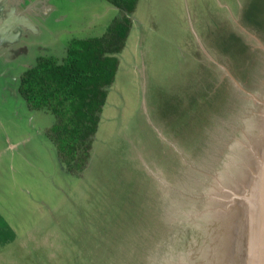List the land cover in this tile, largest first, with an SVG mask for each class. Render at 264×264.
Instances as JSON below:
<instances>
[{
	"label": "rangeland",
	"instance_id": "obj_1",
	"mask_svg": "<svg viewBox=\"0 0 264 264\" xmlns=\"http://www.w3.org/2000/svg\"><path fill=\"white\" fill-rule=\"evenodd\" d=\"M125 15L107 0H0V227L15 233L0 264H202L246 209L233 178L264 107V0H139L89 160L66 172L57 117L27 105L20 78Z\"/></svg>",
	"mask_w": 264,
	"mask_h": 264
},
{
	"label": "trees",
	"instance_id": "obj_2",
	"mask_svg": "<svg viewBox=\"0 0 264 264\" xmlns=\"http://www.w3.org/2000/svg\"><path fill=\"white\" fill-rule=\"evenodd\" d=\"M131 15L139 0H107ZM125 15L100 38L73 40L64 59L40 57L21 76L18 93L33 110L49 111L57 123L49 135L69 174L84 171L90 157L93 136L114 83L118 54L123 50L132 26ZM15 239L13 230L0 227V248Z\"/></svg>",
	"mask_w": 264,
	"mask_h": 264
},
{
	"label": "bare ground",
	"instance_id": "obj_3",
	"mask_svg": "<svg viewBox=\"0 0 264 264\" xmlns=\"http://www.w3.org/2000/svg\"><path fill=\"white\" fill-rule=\"evenodd\" d=\"M258 115L259 117L254 119L257 121L255 126H252L253 123L249 124L252 126V134L248 141L250 144L244 145L239 171L240 178L235 175L233 181L232 173L235 170L230 171V181L234 182L237 193H245L249 196L246 209L241 211L240 219L236 215H227L222 219V229L219 232L211 233V237L214 236L208 239L204 247V253H208L200 260L202 264L206 262L207 258L219 264H264V107ZM255 150H259V152ZM237 170L239 169L237 168ZM250 176L254 179L252 180ZM240 186L247 187L241 191ZM244 214L248 215H246L243 225L241 222ZM249 215H251L250 218ZM236 220L239 221L234 225ZM213 249L219 253H213Z\"/></svg>",
	"mask_w": 264,
	"mask_h": 264
},
{
	"label": "water",
	"instance_id": "obj_4",
	"mask_svg": "<svg viewBox=\"0 0 264 264\" xmlns=\"http://www.w3.org/2000/svg\"><path fill=\"white\" fill-rule=\"evenodd\" d=\"M247 123H248V122H247ZM240 187H241V186H240ZM240 195H241V194H240ZM244 197L246 198V196H244ZM246 199H249V196H248ZM246 199H245V200H246ZM240 200H241L242 202H244V201H243V200H244L243 198L240 199ZM240 200H238V202H239ZM246 204H247V203H246ZM250 216H251V215H249V218H250ZM243 225H244V224H243ZM245 229H246V228H245ZM253 240H254V238H253Z\"/></svg>",
	"mask_w": 264,
	"mask_h": 264
}]
</instances>
